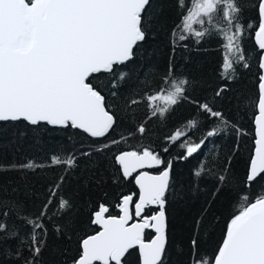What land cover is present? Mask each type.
I'll list each match as a JSON object with an SVG mask.
<instances>
[{
	"label": "snow or ice",
	"instance_id": "snow-or-ice-1",
	"mask_svg": "<svg viewBox=\"0 0 264 264\" xmlns=\"http://www.w3.org/2000/svg\"><path fill=\"white\" fill-rule=\"evenodd\" d=\"M176 4L183 14L181 24L173 30V37L183 41L190 34L199 43L205 36L219 35L225 49L222 75L227 79L235 74L234 63L242 64L245 69L251 67L252 56L246 55L242 47L246 29L254 31L258 56L254 148L243 188L237 192L236 210L226 221L222 240L211 255H199L198 237L192 236L189 264H264V0H176ZM149 7L150 0H0V122L22 121L30 126L72 128L91 138H107L117 119L108 110L103 90L110 85V94L118 95L121 82L127 76L125 72L117 74L118 66L132 61L149 39L146 19ZM193 25H200V29ZM94 74L104 76L107 83L95 85ZM164 83L168 87L144 96L152 116L163 117L172 106L187 99L188 81L174 78L171 65ZM224 90L221 88L216 96ZM192 102L216 123L199 142L185 139L180 143V148L186 149L181 159L197 153L209 138L230 127L238 137L246 135L208 103ZM130 103L135 105L140 101L134 99ZM188 127H197V121H188ZM135 131L143 136L147 131L145 124H138ZM182 136L185 132L177 130L167 139L175 144ZM121 142L123 138L113 139L97 151ZM163 151L167 153L169 148ZM228 159L231 162L232 157ZM73 163L72 157L51 158L52 165L72 167ZM114 164L119 166L124 180L138 173L134 177L138 199L134 201L132 194L123 195L116 205L118 215L110 214L109 206L100 203L90 217L91 225L98 226V230L79 238L70 264H132L129 258L135 251H138V264H166L168 206L170 197L181 196L171 185L172 159L165 161L160 154L144 147L142 151H119L114 156ZM41 166L33 161L10 165L13 169L31 170ZM140 169H156L157 174L138 172ZM204 170L203 167L197 170L195 176L200 177ZM228 172L225 165L223 174L218 176L219 186L212 193L213 198L225 186ZM63 179L61 177L60 183ZM60 183L51 189L38 216L19 217L31 228L30 255L25 256L19 248L15 253L20 264H39L38 258L47 243L48 229L44 220L51 219L50 207L56 204L57 211L53 215L63 214L61 219L73 208L63 196L57 202ZM14 206L19 214V205ZM9 214L7 207L0 211V234H4L5 239L19 235L16 225L9 228ZM133 216L138 219L129 223ZM199 224L197 221V226ZM147 229L154 232L148 241L145 240ZM55 231L61 236L67 233L71 240L74 229L69 222L63 227L56 225Z\"/></svg>",
	"mask_w": 264,
	"mask_h": 264
},
{
	"label": "trees",
	"instance_id": "trees-1",
	"mask_svg": "<svg viewBox=\"0 0 264 264\" xmlns=\"http://www.w3.org/2000/svg\"><path fill=\"white\" fill-rule=\"evenodd\" d=\"M182 14L176 0H150L146 17L149 21V39L132 61L118 66L117 74L127 73L118 95L110 94V85L103 90L108 110L117 119L107 138H89L72 128L30 126L22 121L0 122V211L5 207L9 209V228L16 225L19 232L17 237L11 239H5L4 234H0V264H20L15 257L18 248L25 256L30 255L28 244L31 243V228L23 224L19 217L38 216L51 189L60 183L61 177L64 179L56 200L58 202L59 197L63 196L73 208L61 219L63 214L53 215L57 211L56 204L50 207L48 216L51 219L44 220L48 229L47 243L38 262L70 264L79 238L95 230L90 217L98 205L103 203L109 206L110 214L115 215L121 196L132 194L135 197L131 178L124 180L120 177L114 156L119 151H142L144 147L151 148L165 161L172 159L171 185L181 193L180 198L170 197L168 206L166 264H189L193 235L198 237L199 255H211L216 250L226 221L236 210L237 192L243 188L245 181L252 147L251 119L255 109L258 56L251 38L253 31L246 29L242 47L246 55L252 56L249 61L251 67L245 69L242 64L234 63L235 74L232 79H227L222 75L225 49L219 35L213 33L205 36L199 43L190 34L183 41L173 37V30L181 24ZM193 27L200 29V25ZM169 65L174 78L188 81L185 86L187 99L172 106L163 117L152 116L144 96L168 87L164 77L168 74ZM94 75L97 77L92 80L95 85L107 83L104 76ZM221 88L225 90L216 96ZM134 99L140 103L132 105L130 102ZM192 101L208 103L214 110L221 111L246 135L238 137L230 127L220 135L209 138L197 153L181 159L186 149L180 148V143L185 139L199 142L216 123L209 120L207 114L202 113ZM190 120L197 121V127L189 128ZM140 123L145 124L147 129L143 136L135 131ZM177 130L184 131L185 136L170 144L167 138ZM122 138L123 142L111 145L102 152L97 151V148L110 144L113 139ZM165 147L169 148L167 153L163 151ZM53 156L61 160L72 157L73 166L52 165ZM229 157H232L231 162ZM28 161L42 166L35 170L10 167ZM225 165L229 168L227 182L213 198L212 193L219 186L218 176L223 174ZM202 167L205 170L200 177H196L195 172ZM14 205H19V214ZM197 221H200L199 226ZM69 222L74 229L71 240L67 233L61 236L55 231L56 225L63 227ZM149 235L150 232L145 230V239ZM129 259L132 264H137L136 251Z\"/></svg>",
	"mask_w": 264,
	"mask_h": 264
},
{
	"label": "water",
	"instance_id": "water-1",
	"mask_svg": "<svg viewBox=\"0 0 264 264\" xmlns=\"http://www.w3.org/2000/svg\"><path fill=\"white\" fill-rule=\"evenodd\" d=\"M251 38H252V42H253V44H254V46H255V40H254V31L252 32V35H251ZM255 48H256V46H255ZM256 92H257V83H256ZM256 111V109H254V112ZM254 115H252V119H251V124H252V147H251V151H250V154H251V152H252V150H253V148H254V140H253V138H254ZM26 123V122H25ZM51 127H53V126H51ZM76 130H78V129H76ZM78 131H80V130H78ZM80 132H82V131H80ZM83 133V132H82ZM85 134V133H84ZM86 136H87V134H85ZM89 138H91V137H89ZM116 154H118V153H116ZM250 156V155H249ZM248 164H249V158H248V160H247V165H246V171H245V177H244V179H246V173H247V170H248ZM139 171H148V172H150L151 174H157V171H155V169H140V170H138V172ZM138 173H133V177H131V181H132V184H133V186H134V188L136 189V195H135V198H134V201L136 200V199H138V193H139V190H138V188H137V186L135 185V182H134V177H135V175H137ZM122 197V196H121ZM120 197V198H121ZM120 198H119V200H120ZM98 208V207H97ZM97 208L95 209V210H97ZM94 210V211H95ZM132 210H133V213H134V205L132 206ZM93 211V212H94ZM119 214V212H118V208H117V213L115 214V215H118ZM149 215H151L152 214V212H150V213H148ZM138 218H136L135 216H133V221H130L129 223H132V222H135L136 220H137ZM95 227V230H98V226H94ZM226 229V228H225ZM149 232H150V235L148 236V238H146L145 240L146 241H148V240H151L152 239V237L154 236V232H152V230L151 229H147ZM92 233V232H91ZM91 233H89V234H91ZM221 240H222V238H221ZM221 240H220V242H221ZM136 255H137V257H138V251H136ZM137 264H138V260H137Z\"/></svg>",
	"mask_w": 264,
	"mask_h": 264
},
{
	"label": "flooded vegetation",
	"instance_id": "flooded-vegetation-1",
	"mask_svg": "<svg viewBox=\"0 0 264 264\" xmlns=\"http://www.w3.org/2000/svg\"><path fill=\"white\" fill-rule=\"evenodd\" d=\"M163 166H161V168H162ZM155 171H157L156 169H155ZM135 192H136V189H135ZM135 195H136V193H135ZM133 198H135V197H133Z\"/></svg>",
	"mask_w": 264,
	"mask_h": 264
}]
</instances>
